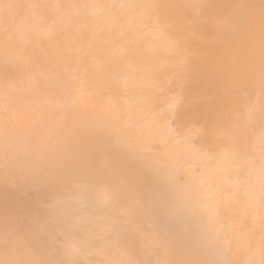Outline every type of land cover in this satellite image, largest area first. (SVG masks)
<instances>
[{
  "label": "bare ground",
  "instance_id": "1",
  "mask_svg": "<svg viewBox=\"0 0 264 264\" xmlns=\"http://www.w3.org/2000/svg\"><path fill=\"white\" fill-rule=\"evenodd\" d=\"M10 2L37 6L21 8L7 18L0 12V95L9 81L14 82L18 112L29 114L28 118L18 117L15 132L22 138L43 135L50 119L43 106L45 95L60 78L71 83L69 75H78L75 85L83 90L84 96L77 115L100 125L97 133L100 151L140 179L144 204L140 219L146 224L148 235L145 241L137 243L138 250L142 251L150 243L151 234L159 231L167 238L182 242L185 249L194 253L192 258L211 261L216 258L213 233L224 228L229 232L236 254L234 258H251L259 264L260 249L264 245V223L258 208H248L247 193L251 188L258 195L264 165L261 146L264 98L258 69L246 77L248 93L240 101L255 105L254 117L247 128L241 129L234 145L223 138L208 143L194 135L193 142L182 149L183 159L177 160L174 156L176 145L172 140L175 125L168 128L164 120L143 135L137 132L141 124L147 125L153 117L171 118L169 104L178 91L174 78L178 57L172 44L180 32V25L176 22L162 31L156 27L150 10L119 6L195 4L203 0ZM210 2L228 3L231 0ZM6 68L13 73L7 79L3 73ZM117 137L130 138L136 146L135 151H123ZM159 169L168 178L177 177L182 191L175 192L163 186L159 181ZM14 192L20 198L10 196L11 200L20 204L22 211H31L36 203L35 193L31 191V195L26 196V190ZM105 192L106 186L101 183L88 193L90 206L85 214H104L101 205ZM57 198L66 205L69 213L83 208L80 194L73 189L64 191ZM213 213L218 215L213 217ZM194 217L200 218L202 232L195 231ZM43 220L46 219L39 221L38 227ZM53 224L56 227L55 222ZM93 237L101 239L96 249L108 248L102 234L93 233ZM103 258L95 249L92 254L81 257L93 264Z\"/></svg>",
  "mask_w": 264,
  "mask_h": 264
},
{
  "label": "snow or ice",
  "instance_id": "2",
  "mask_svg": "<svg viewBox=\"0 0 264 264\" xmlns=\"http://www.w3.org/2000/svg\"><path fill=\"white\" fill-rule=\"evenodd\" d=\"M24 7L37 6L0 0V12L5 18ZM119 7L150 10L156 27L162 31L176 22L180 25L172 44L178 57V71L174 74L178 91L169 104L171 118L153 117L147 125L141 124L137 132L143 135L164 120L168 128L175 125L172 140L177 160L183 159L182 149L193 142L194 135L208 143L223 138L234 145L241 129L247 128L254 117L255 105L240 101L248 93L246 77L257 69L264 98V0ZM78 79V75L71 74V83L60 78L45 95L43 106L50 119L43 135L36 138H22L15 132L18 117L29 116L18 112L15 83L9 81L0 95V264H93L81 257L92 254L94 249L104 256L96 264H256L251 258H234L229 232L224 228L213 233L216 258L211 261L192 258L194 253L185 249L182 242L159 231L151 234L150 243L142 251L138 250L137 241L142 242L143 237L136 224L144 210L140 179L100 151V125L77 115L84 96L75 85ZM261 118L264 149V110ZM117 143L135 151L130 138L117 137ZM53 181L57 188L80 194L81 211L69 213L59 198L49 195ZM101 183L106 186L101 205L104 214H85L90 206L88 193ZM169 186L175 192L182 191L175 176H170ZM26 189L35 193L36 200L28 212L22 211L9 196L10 191ZM247 193L248 208H258L264 223V165L258 195L251 188ZM216 215L213 213V217ZM42 219L46 223L38 227ZM52 222L55 229L48 227ZM93 233L111 241L107 249H96ZM260 255L259 264H264V245Z\"/></svg>",
  "mask_w": 264,
  "mask_h": 264
},
{
  "label": "rangeland",
  "instance_id": "3",
  "mask_svg": "<svg viewBox=\"0 0 264 264\" xmlns=\"http://www.w3.org/2000/svg\"><path fill=\"white\" fill-rule=\"evenodd\" d=\"M3 73H4V75H5L6 77H12V76H13L12 71H11L10 69H8V68L4 69ZM21 137H22V136H21ZM24 138H29V139H31V138H36V136H35V135H34V136H30V135H28V136H25ZM121 149H122L123 151H131L130 149L126 148L123 144L121 145ZM149 168H150V167H149ZM149 168L147 169L148 171H149ZM158 174H159V181H160V183H161L163 186L169 188V187H170V186H169V178H168L167 175L164 173V171L161 170V169H159V170H158ZM67 190H70V189H66V190H65V189L57 188V187H56V184H55V181H53V187H52V190H51V192L49 193V195H51L52 197H57V196H59L61 193H63L64 191H67ZM26 193H27L26 196H30L31 193H32V192H31V189H26ZM9 196H11V197H15V198H17L18 200H19V198H20L19 194H16L14 191H10ZM149 199H150V198H149ZM152 202H154L153 199H152ZM18 205L20 206V204H18ZM153 208L156 209L155 206H153ZM20 209H21V208H20ZM87 209H88V208H87ZM193 219H194V229H195V231H197V232H202L203 229H202V226H201L200 218H199V217H194ZM43 221H44L43 223H46V220H43ZM48 227L55 229V225L53 224V222H52V223H49V224H48ZM136 227H137V229H138L139 235L142 236V237H143V241H145L146 238H147V235H148V228H147L146 224L142 221V219H140V217H139L138 220H137ZM92 239H93L94 243L96 244V246H98V245L101 244V243H100V242H101V239H98V238H95V237H93ZM105 241H107V244H109V245L111 244V241H110V240H105ZM140 241H141V240L138 239L137 243L140 242ZM147 258H151V257H147Z\"/></svg>",
  "mask_w": 264,
  "mask_h": 264
}]
</instances>
